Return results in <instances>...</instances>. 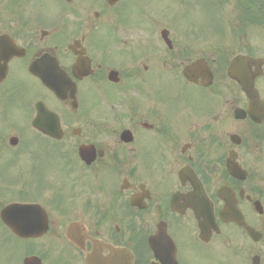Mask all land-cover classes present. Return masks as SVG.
<instances>
[{"label": "flooded vegetation", "instance_id": "af4514ba", "mask_svg": "<svg viewBox=\"0 0 264 264\" xmlns=\"http://www.w3.org/2000/svg\"><path fill=\"white\" fill-rule=\"evenodd\" d=\"M26 260L264 264V0H0V264Z\"/></svg>", "mask_w": 264, "mask_h": 264}]
</instances>
